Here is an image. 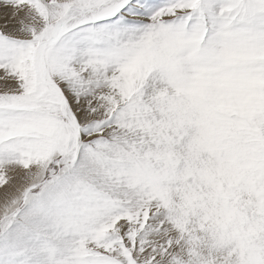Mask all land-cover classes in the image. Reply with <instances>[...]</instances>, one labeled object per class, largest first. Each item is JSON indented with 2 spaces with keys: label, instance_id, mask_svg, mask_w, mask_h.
Listing matches in <instances>:
<instances>
[{
  "label": "snow or ice",
  "instance_id": "1",
  "mask_svg": "<svg viewBox=\"0 0 264 264\" xmlns=\"http://www.w3.org/2000/svg\"><path fill=\"white\" fill-rule=\"evenodd\" d=\"M0 264H264V0H0Z\"/></svg>",
  "mask_w": 264,
  "mask_h": 264
}]
</instances>
